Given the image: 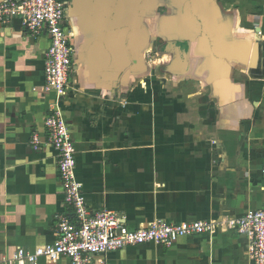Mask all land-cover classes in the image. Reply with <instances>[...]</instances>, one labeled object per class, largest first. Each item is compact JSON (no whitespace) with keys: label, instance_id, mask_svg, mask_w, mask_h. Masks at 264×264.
Listing matches in <instances>:
<instances>
[{"label":"crops","instance_id":"obj_1","mask_svg":"<svg viewBox=\"0 0 264 264\" xmlns=\"http://www.w3.org/2000/svg\"><path fill=\"white\" fill-rule=\"evenodd\" d=\"M68 15L78 67L60 100L45 89L47 36L0 22V264H30L15 251L56 238L57 151L31 144L55 109L91 209L131 230L219 223L97 264H253L247 236L223 222L264 207V0H69Z\"/></svg>","mask_w":264,"mask_h":264},{"label":"built area","instance_id":"obj_2","mask_svg":"<svg viewBox=\"0 0 264 264\" xmlns=\"http://www.w3.org/2000/svg\"><path fill=\"white\" fill-rule=\"evenodd\" d=\"M68 11L69 0L0 2V22L10 24L18 19L27 33L36 37L47 36L49 46L44 55L45 89L55 92L59 100L66 95L78 67ZM44 123L43 139L35 132L31 144L36 151L47 146L57 151L64 209L55 216L54 242L31 251L20 247L13 254L14 262L37 264L45 258L56 263L67 258L71 264H97L95 257L98 255L151 242L170 247L180 237L212 233L219 224L204 219L183 222L159 219L131 230L118 212L105 208L91 209L77 177L76 147L71 125L59 109L50 111ZM223 223L246 235L253 264H264V207L229 218Z\"/></svg>","mask_w":264,"mask_h":264},{"label":"rangeland","instance_id":"obj_3","mask_svg":"<svg viewBox=\"0 0 264 264\" xmlns=\"http://www.w3.org/2000/svg\"><path fill=\"white\" fill-rule=\"evenodd\" d=\"M32 143V142H31ZM58 161V160H57ZM58 172H59V169H58ZM63 202H64V200H63Z\"/></svg>","mask_w":264,"mask_h":264}]
</instances>
